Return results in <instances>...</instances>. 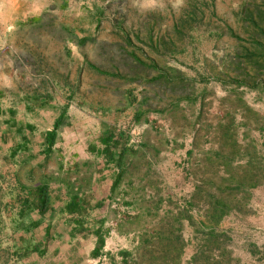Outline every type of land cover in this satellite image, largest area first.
<instances>
[{
	"label": "rangeland",
	"instance_id": "rangeland-1",
	"mask_svg": "<svg viewBox=\"0 0 264 264\" xmlns=\"http://www.w3.org/2000/svg\"><path fill=\"white\" fill-rule=\"evenodd\" d=\"M30 3L25 22H0V264H264L250 202L264 182V0ZM146 129L229 156L208 151L190 191L165 179L148 197L109 199L119 208L105 217L70 192L63 238L31 235L27 212L43 214L59 165L84 156L78 134L108 138L105 158Z\"/></svg>",
	"mask_w": 264,
	"mask_h": 264
},
{
	"label": "crops",
	"instance_id": "crops-1",
	"mask_svg": "<svg viewBox=\"0 0 264 264\" xmlns=\"http://www.w3.org/2000/svg\"><path fill=\"white\" fill-rule=\"evenodd\" d=\"M31 13L30 0H0V22H25L31 16ZM201 134L203 136V133ZM171 136L174 142L170 139ZM171 136H168L166 141L163 139L162 134L155 135L154 131L146 129L141 136L139 145H132V147L126 145L127 147L123 149L108 146L110 153L103 158L102 148L107 146L105 140L108 141V138H101L103 136L100 135L94 141L95 144H91L88 141V136L81 137L78 134L73 139L75 143L72 144V149H74V152L84 153V156L81 157L77 154V160L72 158L69 163L65 161L59 165V170L55 173V179L53 180L54 184L50 185L49 193H47L50 207L43 214H39L36 210L27 212L28 221L34 223V228L32 224H29V226H25L26 229L30 231L48 230L50 235L53 234V239H50L54 242L56 241L54 238L59 235L58 227L67 224L65 213L62 210L70 192L77 193L81 198L89 200V203H95L91 207L101 209L98 213L101 214L100 216L105 217L109 213V209L119 208L116 207L114 202L105 204L109 199L123 198L127 200L129 198L130 200H138L148 197L149 193H152V181L157 184L158 180L165 179L173 186L171 191L175 190L176 187H178V190L182 188L184 192L186 190L190 191L193 176L196 178L201 176L193 168L203 169L206 167L208 151L224 159L229 156L217 144L204 143L201 150H198L199 147L195 145L196 142L193 145H188L182 139V134ZM206 139H208L207 135H204L203 141ZM195 141H197V138H195ZM88 146L90 148L86 149ZM121 150L123 151L121 152ZM80 158L83 159L78 160ZM181 158L187 159L186 164L190 167L189 173L181 174L178 169H175L176 165L183 160ZM190 170H194V172H190ZM223 171L222 166V170L219 172L223 174ZM40 182L41 180H36L34 185ZM102 199H104L103 203H98ZM250 202L254 206L256 205L259 210H262L264 215V182L251 189ZM133 207L136 208V206ZM233 214H237V212L230 213L226 220L224 219V222H228ZM256 221L253 220L254 223ZM221 225L219 223L217 226L220 230H222ZM29 237L34 239L31 236ZM59 237L63 238L61 235ZM50 239H41L37 243L32 242L35 245L48 246Z\"/></svg>",
	"mask_w": 264,
	"mask_h": 264
},
{
	"label": "trees",
	"instance_id": "trees-1",
	"mask_svg": "<svg viewBox=\"0 0 264 264\" xmlns=\"http://www.w3.org/2000/svg\"><path fill=\"white\" fill-rule=\"evenodd\" d=\"M60 120V119H59ZM59 120H57L56 122H55V125H54V127H53V130H51L50 132H48L47 133V137H48V140L52 143L53 142V139H54V137H55V128H56V126L58 125V123H59ZM44 193H45V191H44ZM44 195V194H43ZM47 195V194H46ZM44 201V204H46V199H44L43 200ZM70 207H71V209H72V207H73V203H72V201L69 203V205L67 206V208L68 209H70ZM101 245V243L99 244V246ZM96 249V248H95Z\"/></svg>",
	"mask_w": 264,
	"mask_h": 264
}]
</instances>
